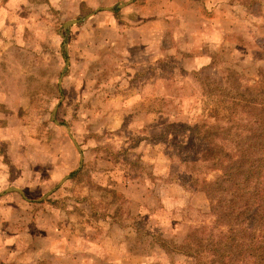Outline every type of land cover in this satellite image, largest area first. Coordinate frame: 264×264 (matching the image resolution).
I'll use <instances>...</instances> for the list:
<instances>
[{
  "label": "rangeland",
  "instance_id": "1",
  "mask_svg": "<svg viewBox=\"0 0 264 264\" xmlns=\"http://www.w3.org/2000/svg\"><path fill=\"white\" fill-rule=\"evenodd\" d=\"M7 5L0 133L18 158L4 186L21 194L0 198V264H195L159 240L181 244L214 224L203 187L219 172L194 129L214 124L219 104L202 81L224 85L235 72L264 96V36L235 23L229 44L206 47L210 64L194 70L189 53L170 52V35L158 60L130 48L122 6L99 16L48 0Z\"/></svg>",
  "mask_w": 264,
  "mask_h": 264
},
{
  "label": "trees",
  "instance_id": "2",
  "mask_svg": "<svg viewBox=\"0 0 264 264\" xmlns=\"http://www.w3.org/2000/svg\"><path fill=\"white\" fill-rule=\"evenodd\" d=\"M202 83L219 104L210 111L215 123L194 129L205 144L202 161L219 172L203 187L214 224L206 233L190 232L181 244L160 239L159 247L192 256L195 264H264V96L235 72L224 85Z\"/></svg>",
  "mask_w": 264,
  "mask_h": 264
},
{
  "label": "crops",
  "instance_id": "3",
  "mask_svg": "<svg viewBox=\"0 0 264 264\" xmlns=\"http://www.w3.org/2000/svg\"><path fill=\"white\" fill-rule=\"evenodd\" d=\"M51 5H73L87 7L90 12L102 16L114 14L115 7L122 6L120 20L125 31H130L132 39L129 47H140L146 53L162 56L166 37L171 36V51L189 53L188 66L199 70L211 62L210 51L206 47L229 44V35L233 27L249 25L252 36H264V0H48ZM18 4V0H0V19L5 15L7 3ZM5 3V4H4ZM247 4V5H246ZM250 4H257L255 14ZM18 13V5L16 7ZM241 15V17H239ZM128 38V37H127ZM129 40V41H130ZM9 92H14L11 87ZM5 86L0 85V106L4 107L1 95L6 93ZM3 97V96H2ZM13 121V120H12ZM14 122V121H13ZM1 127V126H0ZM1 130V128H0ZM2 131V130H1ZM6 143V153L0 150V190L12 187L4 186V179L10 182L12 167L16 166L17 156L13 151V137H4L0 133V143ZM6 154V155H5ZM7 183V182H6ZM2 192V191H1ZM9 193H16L9 192ZM0 196L3 197L7 195ZM19 194V193H18Z\"/></svg>",
  "mask_w": 264,
  "mask_h": 264
},
{
  "label": "water",
  "instance_id": "4",
  "mask_svg": "<svg viewBox=\"0 0 264 264\" xmlns=\"http://www.w3.org/2000/svg\"><path fill=\"white\" fill-rule=\"evenodd\" d=\"M76 22L77 21H74L73 24L76 23ZM67 129L69 130V128H67ZM11 191H15V192H18V193L21 194V191L19 189H17V188H7L4 191L0 192V196L4 195L5 193L11 192Z\"/></svg>",
  "mask_w": 264,
  "mask_h": 264
}]
</instances>
